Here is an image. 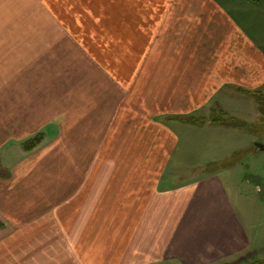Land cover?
I'll return each mask as SVG.
<instances>
[{"label": "crops", "instance_id": "1", "mask_svg": "<svg viewBox=\"0 0 264 264\" xmlns=\"http://www.w3.org/2000/svg\"><path fill=\"white\" fill-rule=\"evenodd\" d=\"M35 2L57 25L0 61V264H36L39 234L44 264H224L246 251L214 174L171 190L159 179L174 172V126L207 136L190 154L209 165L247 125L180 116L245 96L264 114V0H67L57 15Z\"/></svg>", "mask_w": 264, "mask_h": 264}, {"label": "rangeland", "instance_id": "2", "mask_svg": "<svg viewBox=\"0 0 264 264\" xmlns=\"http://www.w3.org/2000/svg\"><path fill=\"white\" fill-rule=\"evenodd\" d=\"M35 1L36 0H23L17 2L20 7H30L29 12L17 10V8L9 11H2L0 9V44L2 43L0 46V61H4L3 53L11 52L9 49L10 47H7L8 43L23 42L35 44L37 43L36 41L44 40L41 38L42 35L33 34V31L36 30L37 27L43 28L45 25L49 24L57 25L55 19L46 16L48 12L42 9L43 6L41 9L38 8L40 6L38 3L36 4ZM46 1V3L51 6V11L55 12L56 15L60 12V5V8L64 9V7H68L67 9H69L67 0ZM41 4L43 5L42 2ZM0 6L3 7L2 1L0 2ZM89 37H91V35ZM1 48H6V50L2 49V52ZM248 98L250 97L245 96V100H235V102L232 103L233 107L228 105L224 108V105H222L220 107L221 109L217 106L211 108L214 105L213 102H211L209 108H205V112L197 111L177 118L180 122L194 121L201 123L202 121H211L213 122L212 124H217L221 119L220 122L223 125L236 124L239 125V127L242 126L240 124L241 120L245 121L246 123H244L248 126L242 127L241 130L238 129L241 131L240 133H243L240 136L233 137L229 134L226 139L227 141L217 145L216 150L222 152V156L223 150L227 145L229 148L228 152L231 153L223 157L220 163H212L209 165H205L203 161L197 160V157L193 155V153L190 154L191 146L194 144L193 139L198 138L201 141H205L207 136L195 137V134L191 130H177V127L174 126L173 129L178 140L176 146L173 148L170 162L166 167L167 171L174 168V172H165L163 177L159 179V182H162L160 184L161 188L171 190L174 188L194 186L203 180H207L208 175L214 174L213 176L217 179L219 185L221 184L219 188L222 190V195L224 193L226 201L233 208V216L235 217L236 215V218L243 224L241 227L242 231H240L238 236L243 240V242L242 240L240 241L242 246L247 245L246 247L240 248L242 250L247 248L246 251L238 253L236 257L228 259L224 264H259L264 261V148L262 149V147L259 146L255 151L254 146L248 145L250 141L249 135L255 138V142H260L264 145V114L258 115L255 106H253ZM230 112L235 115H231ZM174 123H176V121H174ZM236 131L237 130H234L232 133ZM229 133H231V131H229ZM218 136L219 134L215 135V137ZM39 139L40 136L29 139L25 143L26 147H33L37 144ZM236 145L241 146L239 147L241 150L236 148L234 149L236 153H232L231 150ZM7 148L10 150V146H7L3 153H6ZM205 148L209 149L210 147L206 145ZM16 149L17 147L14 148V151ZM192 152H194V150ZM202 154L204 155V153ZM15 156H20V153H15ZM206 167H208V169H205ZM211 171L215 173H211ZM199 186L201 185H197L196 187L198 188ZM36 232L41 233L39 231ZM41 237H43L42 234L36 237L38 241H40L38 244L40 248L37 250L38 259L36 264H44L43 238ZM57 244L58 243L55 241L56 246ZM254 249L261 250L260 256L258 257L259 260L250 254L252 252H249V250ZM100 262L101 264H106V261L102 259ZM175 262L176 259H174V264ZM51 264H75V259L71 257H68V259L59 258L57 254V257L51 260ZM178 264L182 263L178 261Z\"/></svg>", "mask_w": 264, "mask_h": 264}, {"label": "trees", "instance_id": "3", "mask_svg": "<svg viewBox=\"0 0 264 264\" xmlns=\"http://www.w3.org/2000/svg\"><path fill=\"white\" fill-rule=\"evenodd\" d=\"M220 120H221V119H220ZM220 120H219V121H220ZM222 120H223V119H222ZM219 121H218V122H219ZM259 264H264V261H263V262H261V263H259Z\"/></svg>", "mask_w": 264, "mask_h": 264}]
</instances>
